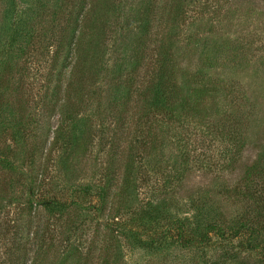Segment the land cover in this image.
Here are the masks:
<instances>
[{
    "label": "rangeland",
    "instance_id": "rangeland-1",
    "mask_svg": "<svg viewBox=\"0 0 264 264\" xmlns=\"http://www.w3.org/2000/svg\"><path fill=\"white\" fill-rule=\"evenodd\" d=\"M140 1L106 0V4H102L99 0H88L84 21L96 11L98 18L101 16V20L108 23L110 31L122 33ZM78 3V0L29 2L41 12L39 39L31 40L30 44L24 40L21 46L25 51L14 49L7 58L12 74L5 75L10 83L5 90V81L0 83V112L1 108L11 107L14 113L25 115V121L30 116L32 121L23 171L40 175L42 164L45 172L40 177L41 191L57 196L69 207L64 215L50 214L40 205L31 215L21 214L14 205L1 207L0 233H6V237L0 238V264H3V252L13 246L15 229L28 234L29 228L36 225L45 228L48 223L51 224L47 236L54 237V245L42 253L40 264H67L63 258L68 244L72 245L68 252L72 259L69 264H202L198 256H193L195 250H179L175 246L151 252L112 234L104 222L108 213L112 214L110 210L119 204L122 206L119 220L135 222L132 218L138 211L154 197L164 194L169 211L183 213L188 208L187 201L196 199L206 203L203 219L226 223L254 202L249 195L236 192L233 187L240 173L235 165L238 162L242 165L241 161L252 162L264 145V0H185L175 30L169 26L173 23L170 13L176 2L156 0L148 49L150 58L155 60V49L162 41L173 39L175 50L180 54L177 55L182 79L192 85L217 89L219 106H213L203 118L186 111L174 117L152 111L147 117H141L142 112L136 105L132 111H125L123 106L108 101L116 83L127 82L128 72L125 70L118 81H113L112 75H106L110 69H101L99 81L88 83L85 99L78 108L79 118L83 117L92 129V144L66 172L61 166L56 168L52 159L56 154L49 153L53 132L62 121V114L52 108V99L46 104L43 96L46 86L57 85L58 78L70 69L62 68L67 51L59 52L56 38L67 14L76 10ZM41 4L44 5L41 7ZM6 8L7 1L0 0V25ZM45 32L48 38L41 44ZM114 34L107 42L110 62L105 63L107 68L122 48L113 40ZM1 36L5 43L4 33ZM206 46L210 47L211 62L203 60ZM150 61L139 72H134L127 62V69L134 73L135 85L142 92L157 70L158 64ZM8 145L19 147L10 138V132L0 127V147ZM32 150L34 164L27 156ZM130 150L134 153V176L123 188L125 155ZM20 180L18 174L0 168V200L8 201L15 195L25 200ZM104 185L111 187L104 212L98 218L86 211L78 216L81 206L75 203H97V192ZM83 187L90 188L87 194L81 191ZM121 188L122 195L119 194ZM71 222L78 223V228H73ZM142 231V237L148 238L151 230ZM14 260L13 255L10 262Z\"/></svg>",
    "mask_w": 264,
    "mask_h": 264
},
{
    "label": "trees",
    "instance_id": "trees-1",
    "mask_svg": "<svg viewBox=\"0 0 264 264\" xmlns=\"http://www.w3.org/2000/svg\"><path fill=\"white\" fill-rule=\"evenodd\" d=\"M6 1L7 8L4 11L2 26L0 25V37H3L1 36L3 33L5 36V43L0 39V83L5 81L7 86L4 90L10 85L9 81L5 80V75L12 71L11 68H8L7 58L15 50L25 51V47L21 46L24 40L26 44H30L31 40L39 39L38 23L40 20H38V15L41 13L37 12L33 4H29V2L33 3V0ZM43 1L37 0L38 3H43ZM99 1L104 4L106 0ZM173 1L176 4L175 9L170 13V19L173 23H170L169 28L172 27L175 30L183 12L185 0ZM78 2L77 9H73L67 14V20L62 24V29L56 38L59 52L67 51L62 68L66 70L70 67V69L66 75L58 78L57 85L52 87L50 84L47 85L43 96V101L46 104L50 103L52 99V103H54L52 108H56L62 114V121L54 129L49 146L50 155L56 154L55 158H52L56 162V168L61 166L62 170L67 172L70 166L92 144V129L82 120L83 117L79 118L81 114L78 108L79 103L85 99L84 95L88 83L99 81L101 69H106V71L110 69L106 75H112L113 81L116 79L118 81L125 70L128 72L127 82L116 83L110 90L108 101L110 100L117 106H123L125 111H132L136 105L142 112L141 117H147L146 115L152 111L166 112L170 117L186 111L202 117V115L208 116L206 113L209 110L211 112L213 106H219L218 100H216L217 95H215L218 94L217 89H206L199 85H192L186 79H182L183 75L180 76L179 74L181 68L179 67L178 55L180 54L175 50L174 43H172L173 39H168L167 42L162 41L161 45L155 49V60L150 58L148 49L149 41H152L153 32L151 30L154 25L156 0H141L139 6L134 9V15L127 19V25L122 33L117 34L110 31V27L107 28L106 24L108 23L101 20V16L98 18L96 11L94 12L95 15L93 13L89 16L87 22L84 21V8L88 0H78ZM43 5L41 4V7ZM113 34V40L122 45V48L121 52L119 51L112 60L111 66L107 68L105 64L109 62L107 42ZM47 38L45 32L41 44ZM118 38L123 40L120 42ZM206 48H204L205 58L203 60L211 62L210 47L206 46ZM150 59L158 66L149 85L142 92L135 85L134 73L127 69V62L132 65L134 72H139L141 68L148 65L146 62H151ZM11 74L12 72L9 73V75ZM47 82L49 83V81ZM48 98L49 101H46ZM24 116L14 113L11 107L1 108L0 127L10 132V138L19 147L13 148L11 145L6 148L0 147V168L18 174L21 179L22 190L25 191V196L22 194L25 200L21 198V195L12 196L8 201L0 200V211L1 207L6 208L7 205H14L19 208L21 214L26 212L31 215V212L40 205L50 214L64 215L67 207H69L68 203L61 201L55 195L49 196L48 193L41 191L42 178L40 177L45 172L43 165L41 164L42 172L40 175L39 173L35 175L34 172L25 173L26 171H23L22 166H25L24 159H26L27 152L25 150L27 136L32 122L30 121L31 116L26 121ZM94 134L96 135L95 131ZM47 142L48 139H46L45 144ZM239 145L242 146L240 143ZM133 154L130 150L125 155L123 188L129 185L134 176ZM27 156L28 161L32 158L31 162L34 164V151H29ZM263 160L264 145L260 151H257L252 162L241 161L242 165L240 162L235 165V168H240V173H238L237 184L233 190L249 195L254 202L238 211L236 217H233L228 223L203 219L206 203L196 199L187 201L188 208L183 213L169 211V205L163 200L165 199L163 196H166L164 194L163 196L160 195L161 198L160 196L154 197L145 208L138 211L136 217L132 218L135 219V222L132 220L128 223L119 220L122 212V206L119 204L112 211L110 210L112 214L108 213L107 222H104V225L111 230L112 234H118V236L129 239L139 248H147L151 252L169 250L176 246L179 250L188 249L190 252L195 250L193 256H198L202 264H264ZM110 164L114 165L115 163L110 162ZM109 167L112 170V166ZM123 188H121L120 195H122ZM99 189L97 192L99 201L97 203L83 204L79 201L75 203L81 206L77 213L78 216H82L86 211L96 214V218H98V215L104 212L111 187L108 189V186L104 185ZM89 190L88 187L81 189L83 192ZM110 219L112 222H109ZM50 224L48 223L45 228L39 225L34 226L35 228L31 227L28 234H24L20 228L15 229L12 248L9 250L6 248L3 252V264H40L42 253L47 252L54 245V237L47 236L46 232L50 230ZM71 224L73 228L78 226L76 222H71ZM140 228L151 230L148 238L142 237L144 231ZM5 237L6 233L1 232L0 238ZM68 246V251L63 258L64 263L67 264L72 261L68 253L72 245L68 244ZM212 251L215 253L212 254ZM13 255L15 260L10 262V257Z\"/></svg>",
    "mask_w": 264,
    "mask_h": 264
}]
</instances>
